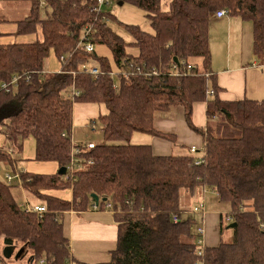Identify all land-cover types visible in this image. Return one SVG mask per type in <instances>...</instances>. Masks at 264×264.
<instances>
[{
  "label": "trees",
  "instance_id": "trees-1",
  "mask_svg": "<svg viewBox=\"0 0 264 264\" xmlns=\"http://www.w3.org/2000/svg\"><path fill=\"white\" fill-rule=\"evenodd\" d=\"M23 1L28 15L12 22L15 33L5 35L11 42L0 44V84L20 77L16 87L0 91V173L17 169L16 156L29 138L33 161L67 172L21 170L23 190L45 206L43 214L27 213L13 194L17 182L9 185L0 174V260L68 264L64 213L96 208L113 211L118 226L117 247L103 264H264V101L218 98L209 46L211 22L225 10L253 23V56L264 65V0H117L140 9L150 24L151 31L122 25L128 40L112 28L118 22L112 14L91 10L96 0H43L44 7L42 0ZM85 27L93 29L92 53L78 47ZM101 47L110 55L99 54ZM53 57L59 67L48 72ZM85 67L100 74L93 77ZM201 102H207L204 128L192 120ZM77 103L106 110L98 117L103 143L74 156ZM180 108L203 141L194 152L174 133L155 128L157 118H172ZM134 134L167 140L174 150L156 155L151 145L134 144ZM203 188L230 211L219 215V243L205 244L200 254L198 228L206 234L208 213L182 206L181 195L196 199ZM67 189L71 201L49 194ZM232 223L237 226L228 228ZM225 231L229 241L221 238ZM8 248H14L10 258Z\"/></svg>",
  "mask_w": 264,
  "mask_h": 264
},
{
  "label": "crops",
  "instance_id": "crops-1",
  "mask_svg": "<svg viewBox=\"0 0 264 264\" xmlns=\"http://www.w3.org/2000/svg\"><path fill=\"white\" fill-rule=\"evenodd\" d=\"M4 28L0 24V44L10 43V36L16 30ZM26 38V37H25ZM22 38V41L29 38ZM254 27L253 23L240 17L227 15L223 18L214 17L209 29V46L211 52L210 68L215 75V84L218 88L217 97L222 101H237L245 98L264 101V65H261L253 56ZM109 51L103 47L98 49L99 54L108 56ZM51 58L54 67L47 69L48 72H56L58 63ZM207 102L197 103L193 111V124L198 128H204L207 123ZM155 128L158 131L174 133L177 142L186 147H200L202 138L193 132L187 125L184 110L178 109L172 118L159 117L155 120ZM134 134L133 140L137 139ZM143 144L151 145L156 155L167 156L174 150L173 144L167 140L152 135L142 134ZM4 144V138L0 135V147ZM16 156L24 159L23 156ZM20 157V158H19ZM31 167L27 168L31 173L55 174L59 165L53 162L39 163L31 160ZM24 167L23 165H21ZM22 189V188H21ZM28 195L26 191H23ZM64 200H72V190L49 192ZM200 195V191L198 192ZM32 200L33 204L39 205L38 201ZM198 198V197H197ZM196 198V200H197ZM215 216L207 214L205 217L206 245L216 246L219 243L218 225ZM64 233L69 239L71 258L68 264H103L111 260V254L117 247L118 226L115 214L110 210L89 209L77 212L67 211L63 217ZM216 233V236H215ZM230 239L232 234L228 232ZM229 239V240H230ZM4 244L0 243V250ZM1 264H27L28 260L17 261L14 257L1 260ZM50 264V263H45Z\"/></svg>",
  "mask_w": 264,
  "mask_h": 264
},
{
  "label": "rangeland",
  "instance_id": "rangeland-1",
  "mask_svg": "<svg viewBox=\"0 0 264 264\" xmlns=\"http://www.w3.org/2000/svg\"><path fill=\"white\" fill-rule=\"evenodd\" d=\"M29 11H30L29 4H27L23 0H0V19H4L6 20V22H9L8 24H3L4 28L6 29L14 28V26H11L13 24L12 22L15 23V21L26 17ZM103 11L112 14L117 19L118 22L112 24V28L114 29L115 32H117L126 40H128L129 36L124 31L122 25L140 26L142 29L146 31H151L150 24L145 18L144 13L140 9L129 3L122 4L121 1L108 0V3L103 6ZM27 38L29 37L26 36L25 39ZM104 52L107 53L108 56L110 55L108 52H106V50H104ZM54 64H55L54 62H51V58H49V62H47L46 67L49 69L51 65L52 68L54 67ZM105 110H106L105 106L100 104L99 105L93 103L75 104L74 112H73V132H72L73 144L81 145L90 142L95 144L103 143V134L99 127L100 125H99L98 117L99 115L105 113ZM94 120L97 124L96 125L97 131L93 129V125L91 126V123ZM137 136H138L137 139L133 140L134 141L133 143L143 144V142H138L141 140L142 134ZM34 153H35V141L32 138H29L26 140L23 151L21 153V156H23L24 159L17 160L18 164L16 166L18 171H21L23 169L25 171H29L27 168L31 167L30 161L34 158ZM21 165H23L24 167H22ZM5 172L6 171L4 170L1 171L0 174L2 175V177H4ZM15 184L18 185L17 183ZM23 191L24 190L21 189L19 186L14 188L13 190V194L16 200L19 202V204L23 207L26 204V201H28L30 202L31 205H34L32 203V200L27 197L29 194L27 195ZM198 200H199L198 198L197 200L189 199L186 196L185 192H182L181 195L182 206L188 209H192L195 205L198 204ZM205 207L208 214H210L211 216H215L216 223L219 222L218 219L220 214L226 215L230 211L228 206L223 204H218L217 198L214 197L212 193H210L209 191L206 193ZM190 216L195 218L198 217L195 214H191ZM204 223H205V219L202 224ZM230 236L231 235H229V233L225 231L221 238L223 239V241H229ZM205 237L206 234L204 236V243L206 244ZM205 244H203V247L205 246Z\"/></svg>",
  "mask_w": 264,
  "mask_h": 264
},
{
  "label": "built area",
  "instance_id": "built-area-1",
  "mask_svg": "<svg viewBox=\"0 0 264 264\" xmlns=\"http://www.w3.org/2000/svg\"><path fill=\"white\" fill-rule=\"evenodd\" d=\"M108 3V0H96V3L92 6L91 10L97 12L98 10H101V8ZM45 6V1H41V7ZM228 15V13L225 10H220L216 13V17L217 18H223L226 17ZM93 32V29L91 27H85L81 33V38L78 44V47H83L86 51L88 52H94L95 49V45L94 43L91 41V34ZM192 68L191 65H188V69L190 70ZM84 72L91 74L93 77H97L100 74L99 69H97L96 67H91V68H84ZM20 77H13L12 82L11 83H2L0 84V91H9L10 88L16 87L18 84ZM208 94L212 95L213 91H210ZM80 95V92H78L75 88H73L72 92L70 93V97L71 98H76ZM93 125V129L97 130L96 125ZM91 125V126H92ZM95 143H85V144H81L80 146L76 147L73 149V155L76 156L80 153V151H82L84 148L86 149H92L94 148ZM196 149L193 147L192 151L194 152ZM9 152V151H8ZM10 153V152H9ZM11 154V153H10ZM73 156V157H74ZM200 162V161H199ZM197 162V164L199 163ZM89 163H91L89 161ZM73 164H71V166L69 167V174L67 176V178H72L73 175ZM4 180L6 181L7 184L12 185L15 182H17L18 186L20 188L23 189L22 187V177H21V171H18V169H15L14 172L11 171H6L4 174ZM206 189H202L200 192V195L198 197V204L195 205L192 208V212L196 213V214H200L203 215L205 217L206 214ZM23 208L26 210L27 213H36V214H43L46 212V208L43 205H31L30 202L26 201V204L23 206ZM228 221H230V218H227ZM179 221V217L178 216H173V222L177 223ZM198 233L199 235H201V238L198 239L197 244L200 246V254H203V244L204 243V236H205V229L203 227H199L198 228ZM1 260H0V264H1ZM46 261L44 259H41L40 262L38 264H45Z\"/></svg>",
  "mask_w": 264,
  "mask_h": 264
},
{
  "label": "water",
  "instance_id": "water-1",
  "mask_svg": "<svg viewBox=\"0 0 264 264\" xmlns=\"http://www.w3.org/2000/svg\"><path fill=\"white\" fill-rule=\"evenodd\" d=\"M174 61L177 62L178 60L175 59ZM66 172H67V169H66L65 167H62V168H60V170L58 171V174L61 175V176H63V175L66 174ZM92 197H93L94 202H95L96 204H98V203H99V198H98L97 196H95V195H93ZM236 226H237L236 223H232V224H230V225L228 226V228L233 229V228H235ZM6 251H7V252H6L7 258H10V257L12 256V253H13V251H14V248H8Z\"/></svg>",
  "mask_w": 264,
  "mask_h": 264
}]
</instances>
